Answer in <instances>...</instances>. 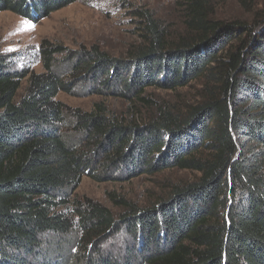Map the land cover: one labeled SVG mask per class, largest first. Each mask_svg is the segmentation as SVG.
<instances>
[{
  "label": "trees",
  "instance_id": "16d2710c",
  "mask_svg": "<svg viewBox=\"0 0 264 264\" xmlns=\"http://www.w3.org/2000/svg\"><path fill=\"white\" fill-rule=\"evenodd\" d=\"M76 1L0 0V12L35 20ZM256 1L238 0L246 13ZM174 2L179 32L139 10L138 44L123 58L97 47L70 58L69 81L105 77L139 107L120 119L101 104L69 111L77 136L62 132L68 109L57 101L69 91L54 70L64 50L42 47L43 72L30 75L0 54V264H264V9L252 23L222 21L213 0ZM193 84L183 107L145 98ZM100 154L102 172L195 176L144 207L115 199V217L70 201ZM121 230L134 247L89 256Z\"/></svg>",
  "mask_w": 264,
  "mask_h": 264
},
{
  "label": "rangeland",
  "instance_id": "374dc122",
  "mask_svg": "<svg viewBox=\"0 0 264 264\" xmlns=\"http://www.w3.org/2000/svg\"><path fill=\"white\" fill-rule=\"evenodd\" d=\"M212 3L215 18L222 21L241 19L252 23L255 13H262L264 9V0H257L255 9L250 13L244 12L238 0H213ZM139 10L151 12L159 23L169 27L173 33L179 32L181 21L174 0H77L48 17L35 20L9 11L0 12V54L9 56L13 71L39 74L43 72L42 47L59 46L64 53L55 56L54 70L65 78L69 75L70 58L91 47H97L110 57L123 58L127 49L138 44L140 24L135 14ZM67 79L69 91L60 93L57 101L68 109L62 132L69 137L77 136L68 126L69 111L90 112L96 104H101L109 115L120 119L128 118L133 113L132 108L138 107L134 100L121 97V87L115 85L110 90L103 86L105 77L96 80L89 76H82L76 81ZM26 82V79L21 82L17 99L23 95ZM199 86L193 84L173 93L151 89L146 92L145 98L183 107L195 99ZM144 111L142 108V113ZM102 159V154L98 155L93 169L75 190L70 191V201L91 200L108 208L115 217L123 212L114 203L115 199L144 207L165 194L171 184L185 183L195 176L181 171L133 176L125 168L102 172L99 163ZM95 177L107 179L97 181L93 179ZM129 238L121 230L110 235L101 245L91 247L89 256L100 253L113 258L121 257L124 249L130 245L134 247Z\"/></svg>",
  "mask_w": 264,
  "mask_h": 264
}]
</instances>
